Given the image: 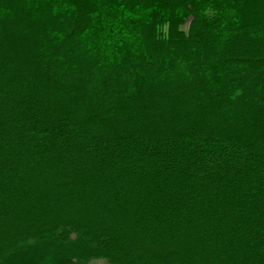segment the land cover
Wrapping results in <instances>:
<instances>
[{
  "label": "trees",
  "instance_id": "obj_1",
  "mask_svg": "<svg viewBox=\"0 0 264 264\" xmlns=\"http://www.w3.org/2000/svg\"><path fill=\"white\" fill-rule=\"evenodd\" d=\"M264 264V0H0V260Z\"/></svg>",
  "mask_w": 264,
  "mask_h": 264
},
{
  "label": "rangeland",
  "instance_id": "obj_2",
  "mask_svg": "<svg viewBox=\"0 0 264 264\" xmlns=\"http://www.w3.org/2000/svg\"><path fill=\"white\" fill-rule=\"evenodd\" d=\"M86 244V239H80L74 235L66 243L47 239L39 240V242L26 241L1 259L0 264H110L103 258L84 259L83 261L71 258L70 262L62 263L61 258L67 257L69 251L82 248Z\"/></svg>",
  "mask_w": 264,
  "mask_h": 264
}]
</instances>
